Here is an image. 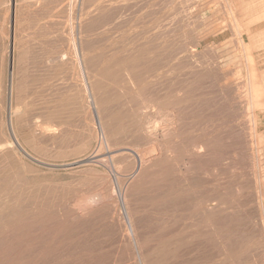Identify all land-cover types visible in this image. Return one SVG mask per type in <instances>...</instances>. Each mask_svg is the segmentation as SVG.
<instances>
[{"label": "rangeland", "instance_id": "rangeland-1", "mask_svg": "<svg viewBox=\"0 0 264 264\" xmlns=\"http://www.w3.org/2000/svg\"><path fill=\"white\" fill-rule=\"evenodd\" d=\"M36 1L0 0V264H264V0Z\"/></svg>", "mask_w": 264, "mask_h": 264}, {"label": "bare ground", "instance_id": "bare-ground-1", "mask_svg": "<svg viewBox=\"0 0 264 264\" xmlns=\"http://www.w3.org/2000/svg\"><path fill=\"white\" fill-rule=\"evenodd\" d=\"M35 1H36V0H35ZM75 1H76V0H75ZM36 2H38V1H36ZM36 2H35V5H36ZM13 3H14V1H13ZM13 3H12V4H13ZM40 3H41V2H40ZM40 3H39V4H40ZM37 4H38V3H37ZM25 5H27V4H25ZM29 5H31V4H29ZM37 6H38V5H37ZM43 6H44V5H43ZM20 7H22V6H20ZM29 7L31 8V6H29ZM29 7H28L29 11H27V14H29L28 12H30V8H29ZM24 8H25V6H24ZM45 8H46V6H45ZM18 9H19V7H18ZM14 10H15V9H14ZM21 10L23 11V12L21 11V13H24V9H21ZM26 10H27V8H26ZM38 10H39L38 13H37V10H35V11H36V14H39L40 10H45V9H41V8L39 7ZM46 11H47V10H46ZM21 13H19V14H21ZM25 13H26V12H25ZM25 13H24V14H25ZM40 13H43V12H40ZM44 13H45V12H44ZM13 14H14V13H13ZM27 14H26V15H27ZM21 15H22V14H21ZM19 16H20V15H19ZM19 16H18V18H19ZM103 17H105V16H103ZM103 17H102V18H103ZM23 18H25V17L23 16ZM13 20H15V19H13ZM21 20H22V18H21ZM18 21H19V20H18ZM14 22H15V21H14ZM255 23H256V22H255ZM254 25H255V24H254ZM14 27H15V26H14ZM13 31H15V29H14ZM14 34H15V33H14ZM17 46H18V45H17ZM12 51H14V50H12ZM18 54H19V53H18ZM64 55H65V54H64ZM13 56H14V55H13ZM12 61H13V60H12ZM17 69H18V68H17ZM121 73L123 74V72H121ZM126 73H127V72H126ZM126 73H125V74H126ZM126 75H127V74H126ZM131 75H132V74H131ZM131 75H130V76H131ZM128 76H129V75H128ZM15 78H16V77H15ZM128 78H129V77H128ZM138 79H139V78H138ZM143 79H144V77H143ZM129 80H130V79H129ZM135 80H136V79H135ZM159 80H160V79H159ZM161 80H162V79H161ZM250 80H252V79H250ZM137 81H138V80H137ZM133 82H134V80H133ZM139 82H140V81H139ZM131 83H132V82H131ZM135 83H136V82H135ZM139 84H140V83H139ZM158 85H159V84H158ZM136 86H137V85H136ZM138 86H139V85H138ZM146 87H147V86H146ZM139 88H140V87H139ZM251 88H252V86H251ZM137 89H138V88H137ZM140 89H141V88H140ZM253 89H254V87H253ZM255 89H256V88H255ZM145 90H146V89H145ZM250 90H251V89H250ZM142 91H144V90H142ZM185 91H186V90H185ZM252 91H253V90H252ZM139 92H140V91H139ZM253 92H254V91H253ZM253 92H252V94H253ZM255 92H256V90H255ZM144 93H145V91H144ZM146 93H147V92H146ZM148 93H149V92H148ZM150 93H151V92H150ZM150 93H149V94H150ZM141 94H142V93H141ZM185 94H186V93H185ZM187 94H188V93H187ZM187 94H186L185 96H188ZM252 94L250 95L251 97H252ZM256 94H257V92H256ZM144 95H145V94H144ZM248 95H249V93H248ZM159 96H160V95H159ZM93 98H94V97H93ZM251 99H252V98H251ZM147 100H149V99H147ZM152 100H153V98H152ZM156 101H157V99H156ZM180 101H181V100H180ZM251 101H253V99H252ZM76 102H77V101H76ZM89 102H90V101H89ZM138 102H139V101H138ZM146 102H147V101H146ZM152 102H153V101H152ZM62 103H63V102H62ZM180 103H181V102H180ZM252 103H253V102H252ZM66 104H67V103H66ZM74 104H75V103H74ZM80 104H81V103H80ZM91 104H92V103H91ZM152 104H153V107H154V106H155L154 103H152ZM140 105H141V104H140ZM70 106H71V105H70ZM74 106H75V105H73V107H74ZM146 106H147V105H146ZM146 106H145V107H146ZM150 106H151V105H150ZM165 106H166V104H165ZM167 106H168V105H167ZM78 107H80V106H77V108H78ZM81 107H82V106H81ZM85 107H86V106H85ZM145 107H144V108H145ZM184 107H185V106H184ZM88 108H89V107H88ZM88 108H87V109H88ZM180 108H181V107H179V109H180ZM81 109H82V108H81ZM87 109H86V110H87ZM91 109H92V108H91ZM149 109H150V108H149ZM175 109H176V111L179 110V109H177V108H175ZM182 109H183V108H182ZM182 109H181V110H182ZM184 109H186V107H185ZM184 109H183V110H184ZM190 109H192V108H190ZM70 110H71V109H70ZM73 110H74V109H73ZM98 110H99V107H98ZM186 110H187V109H186ZM186 110H185V111H186ZM68 111H69V109H68ZM93 111H94V109H93ZM143 111H144V110H143ZM170 111H171V109H170ZM176 111H175V112H176ZM188 111H190V110H188ZM54 112H55V111H54ZM88 112H89V110H88ZM94 112H95V111H94ZM166 112H167V111H166ZM168 112H169V111H168ZM173 112H174V111H173ZM175 112H174V113H175ZM180 112H181V111L179 110V114H180ZM55 113H56V112H55ZM89 113H90V112H89ZM95 113H96V112H95ZM174 113H173V114H174ZM160 114H161V113H160ZM175 114H176V113H175ZM94 115H95V114H94ZM171 115H172V114H171ZM171 115L168 114L167 116H170V120L173 121V119H171V117H172ZM177 115H178V114H177ZM26 116H27V115H26ZM167 116H166V118H167ZM174 116H175V115H174ZM50 117H51V116H49V118H50ZM175 117H176V116H175ZM175 117H174V118H175ZM187 117H188V116H187ZM187 117H186V118H187ZM94 118H95V117H94ZM186 118H185V119H186ZM66 119H67V118H66ZM27 120H30V119L28 118ZM57 120H58V119H57ZM168 120H169V119H168ZM175 120H176V119H175ZM101 121H102V120H101ZM104 121H105V120H104ZM156 121H157V120H156ZM161 121H163L162 123H164V120H161ZM176 121H177V120H176ZM27 122H30V121H26V123H27ZM37 122H38V121H37ZM165 122H166V121H165ZM167 122H168V121H167ZM178 122H179V121H178ZM78 123H79V122H78ZM97 123H98V121H97ZM103 123H104V122H103ZM175 123H177V122H175ZM36 124H37V123H36ZM79 124H81V123H79ZM79 124H78V127H79V130H80V126H79ZM150 124H151V123H150ZM152 124H154V123H152ZM177 124H178V123H177ZM31 125H32V124H31ZM60 125H61V124H60ZM148 125H149V124H148ZM157 125H159V124L157 123ZM157 125H156V126H157ZM162 125H163V124H162ZM168 125L170 126L171 124H168ZM179 125H180V123L178 124L177 127L182 128V127H181L182 125H180V126H179ZM39 126H43V125H39ZM67 126H68V125H67ZM74 126L76 127V124H75ZM150 126H152V125H150ZM150 126L147 127V129H148V131H150L151 134H152V131H153L152 129H153V128H152V127L150 128ZM156 126L153 125V127H156ZM169 126H167V127H169ZM24 127H25V126H24ZM54 127H55V126H54ZM54 127H53V128H54ZM71 127L73 128V126H71ZM75 127H74V128H75ZM78 127H77V128H78ZM81 127H82V124H81ZM144 127H145V124H144ZM167 127H166V125H165V128H166V129H167ZM173 127H175V126H173ZM53 128H51V126H49V125H47L46 127L43 126V129H46V130H50V129H51V130L54 131ZM61 128H63V126H62ZM69 128H70V127H69ZM69 128H66V129L69 130ZM77 128H75V129H77ZM159 128H160V127H159ZM165 128H164V129H165ZM171 128H172V127H171ZM171 128H170V129H171ZM180 128H179L177 131H179ZM55 129H56V127H55ZM75 129H74V130H75ZM147 129H146V130H147ZM156 129H157V127H156ZM161 129H163V128H161ZM168 129H169V128H168ZM176 129H177V128H176ZM60 130L63 131L62 129H60ZM105 130H106V129L104 128V131H105ZM139 130H140V129H139ZM146 130H145V131H146ZM55 131H56V130H55ZM61 131H59V132H61ZM106 131H110V130L108 129V130H106ZM106 131H105V132H106ZM162 131H164L163 133H166L165 130H162ZM162 131H160V132H162ZM166 131H167V130H166ZM171 131H172V130H171ZM65 132H66V131H65ZM65 132H64V133H65ZM68 132H69V131H68ZM68 132H67V133H68ZM70 132H71V131H70ZM74 132H75V131H74ZM83 132H84V131H83ZM105 132H104V133H105ZM141 132H142V131H141ZM153 132H154V131H153ZM41 133H42V132H41ZM46 133H47V132H46ZM154 133H155V132H154ZM168 133H169V132H167V134H168ZM72 134H73V133H72ZM97 134H98V133H97ZM167 134H166V135H167ZM59 135H60V134H59ZM61 135H62V132H61ZM80 135H81V134H80ZM102 135H103V134H102ZM149 135H150V134H149ZM45 136H46V135H45ZM48 136H49V135H48ZM48 136H47V137H48ZM57 136H58V135H57ZM57 136H56V137H57ZM146 136H147V135H146ZM151 136H154V134L151 135ZM164 136H165V134H164ZM175 136H176V135H175ZM56 137H54V139H55ZM50 138H51V135H50ZM99 138H100V137H99ZM105 138H106V137H105ZM145 138H146V137H145ZM153 138H154V137H153ZM176 138H177V136H176ZM52 139H53V138H52ZM100 139H101V138H100ZM100 139H99V140H100ZM155 139H157V137H155ZM155 139H154V141H155ZM174 139H175V137H174ZM99 140H97V141H99ZM102 140H103V139H102ZM151 140H152V138L150 139V141H151ZM8 141H9V140H8ZM108 141H109V140H108ZM152 141H153V140H152ZM152 141H151V142H152ZM154 141H153V142H154ZM99 142H100V141H99ZM99 142H98V143H99ZM105 142H106V141H105ZM3 144H4V143H3ZM7 144H8V143H7ZM7 144H6V145H7ZM107 144H108V143H107ZM112 144H113V143H112ZM151 144H153V145L151 146V148H150L149 150H147V152L145 151V152H144L145 154H144V153H141V154H143V156L140 155V159H139V160H140V162H139L140 165L138 164L139 167H140V169H142L146 164H150V163H152V162H155V161L160 157V154H156V153H155V151H156V145H154V143H151ZM4 145H5V144H4ZM21 145H22V144H21ZM98 145H99V144H98ZM2 146H3V145H2ZM23 146H24V145H23ZM101 149H102V148H101ZM107 149H108V148H107ZM114 149H115V148H114ZM114 149H113V150H114ZM199 149H200V148H199ZM201 149H203V148H201ZM201 149H200V150H201ZM94 150H96V149H94ZM113 150H112V151H113ZM125 150H126V149H124V151H125ZM135 150H136V149H135ZM197 150H198V149H197ZM108 151H109V150H108ZM112 151H111V152H112ZM131 151H132V150H131ZM113 152H116V149H115V151H113ZM137 152H138V151H137ZM100 153H101V152H100ZM133 153H134V152H133ZM103 154H104V153H103ZM112 154H113V153H112ZM112 154H111V155H112ZM134 154H135V153H134ZM136 154H137V153H136ZM105 155H106V154H105ZM98 156H100L99 153L95 155V158H98ZM101 156H103V155H101ZM135 156H136V155H135ZM137 156H139V155H137ZM137 156H136V157H137ZM106 157H107V156H106ZM119 157H120V156H119ZM93 158H94V156H93ZM137 158H138V157H137ZM161 158H162V157H161ZM105 159H106V158H104V159H102V160H105ZM107 159H108V158H107ZM111 159H112V158H111ZM113 159H114V158H113ZM84 160H85V159H84ZM99 160H100V159H99ZM102 160H101V161H102ZM137 160H138V159H137ZM177 160H178V159H177ZM80 161H81V160H80ZM91 161H92V160H91ZM95 161H97V160H95ZM178 161H179V160H178ZM102 162H103V161H102ZM102 162H101V164H102ZM109 162H110V161H109ZM174 162H175V160H174ZM80 163H81V162H80ZM82 163H83V162H82ZM92 163H93V162H92ZM90 164H91V163H90ZM109 164H111V162H110ZM109 164L107 163L106 165H109ZM168 164H169V163H167V165H168ZM95 165H96V164H95ZM85 166H86V165H85ZM87 166H88V165H87ZM101 166H102V165H101ZM104 166H105V165H104ZM66 167H67V166H66ZM72 167H73V166H72ZM76 167H77V166H76ZM139 167H138V168H139ZM91 168H92V167H91ZM106 168H107V167H106ZM109 168L111 169V167H109ZM112 168H113V167H112ZM136 168H137V167H136ZM155 168H156V167H155ZM166 168H167V167H166ZM168 168H169V167H168ZM83 169H84V168H83ZM102 169H103V168H102ZM110 169H109V170H110ZM133 169H134V168H133ZM160 169H161V168H160ZM164 169H165V168H164ZM81 170H82V169H81ZM84 170H85V169H84ZM111 170H112V169H111ZM135 170H136V169H135ZM138 170H139V169H138ZM138 170H137V171H138ZM151 170H152V169H151ZM157 170H158V169H157ZM78 171H79V170H78ZM103 171H104V170H103ZM133 171H134V170H133ZM75 172H76V171H75ZM80 172H82V171H80ZM84 172H85V171H84ZM84 172H83V173H84ZM89 172H90V171H89ZM95 172H96V171H95ZM109 172L111 173V171H109ZM115 172H116V171H115ZM97 173H98V172H97ZM133 173L135 174V172H133ZM136 173H137V172H136ZM77 174H78V173H77ZM88 174H89V173H88ZM99 174H100V173H99ZM89 175H90V174H89ZM91 176H92V175H91ZM114 177H115V176H114ZM95 178H96V177H95ZM95 178H94V179H95ZM104 178H105V177H104ZM108 178H109V177H108ZM132 178H133V177H132ZM112 179H113V178H112ZM97 180L99 181L98 178H97ZM105 181H106V180H105ZM107 181H108V180H107ZM110 181H111V180L108 181V182H109L108 184H110ZM115 181H116V180H115ZM120 183H121V182H120ZM126 183H128V182H126ZM105 184H106V183H105ZM112 184H113V183H112ZM124 185H125V184H124ZM98 186H99V185H98ZM109 186H110V185H109ZM106 188H107V187H106ZM110 188H111V186H110ZM114 188H115V186H114ZM114 188H113V189H114ZM111 189H112V188H111ZM123 190H124V189H123ZM123 190H122V191H123ZM114 191H115V190H114ZM97 193H98V191H97ZM105 193L108 194L107 191H105ZM123 194H125V193H123ZM130 194H131V193H129V195H130ZM95 195H96V194L93 193V195H92L90 198H84L83 200H81V201L77 204V206H79V207H78V208H79L78 211L80 210V208L83 209L84 211H90L94 206H96V204L102 202V201H101V200H102V197H101V198H100V197H99V198H98V197L96 198ZM112 195H118V194H112ZM137 195H138V194H137ZM125 196H126V194H125ZM134 196H135V195H134ZM109 197H110V196H109ZM117 197H118V196H117ZM122 197H123V196H122ZM132 197H133V196H131V198H132ZM134 198H135V197H134ZM109 199H110V198H109ZM137 199H138V198H137ZM122 200H123V199H122ZM127 200H129V199H127ZM110 201H112V200H110ZM114 201H116V200H114ZM129 201H130V200H129ZM116 202H117V201H116ZM116 202H115V203H116ZM190 203H191V202H190ZM122 204H123V203H122ZM129 204H130V203H129ZM139 204H140V202H139ZM145 204H146V203H145ZM181 204H182V203H181ZM112 205H113V204H112ZM116 205H117V204H116ZM127 205H128V204H127ZM136 205H137V204H136ZM168 205L170 206V204H168ZM171 205H173V204H171ZM178 205H180V203H178ZM182 205H183V204H182ZM190 205L193 206L192 204H190ZM77 206H76V207H77ZM132 206H133V205H132ZM129 207H130V206H129ZM137 207H138V206H137ZM140 207H143V205L140 206ZM147 207H148V206H147ZM166 207H168V206H166ZM171 207L173 208V206H171ZM171 207H168V208H171ZM174 207H176V206L174 205ZM179 207H180V206H179ZM101 208H102V207H101ZM138 208H139V207H138ZM138 208H137V209H138ZM153 208H154V207H153ZM180 208L182 209L183 207L181 206ZM130 209H131V208H130ZM132 209H133V208H132ZM174 209H175V208H174ZM174 209H172V211L170 210V212H173V213H174V212L176 211V209H175V210H174ZM115 210H116V209H115ZM154 210H155V209H154ZM168 210H169V209H168ZM173 210H174V211H173ZM178 210H180V209H178ZM92 211H94V210H92ZM118 211H120V210H117V212H118ZM130 211H131V210H130ZM133 211H134V209H133ZM135 211H137V210H135ZM139 211H141V210H139ZM139 211H138V212H139ZM142 211H143V210H142ZM145 211H146V210H145ZM157 211H159V210L157 209ZM79 212H80V211H79ZM112 212H114V211H112ZM112 212H111V213H112ZM121 212H122V211H121ZM123 212H124V211H123ZM125 212H126V211H125ZM146 212H147V211H146ZM155 212H156V210H155ZM82 213H83V211L81 212V214H82ZM84 213H86V212H84ZM87 213H88V212H87ZM106 213H107V212H106ZM108 213H109V212H108ZM148 213H152V212L149 211ZM153 213H154V211H153ZM77 214H80V213L77 212ZM112 214H113V213H112ZM122 214H123V213H122ZM132 214H133V213H132ZM132 214L129 215V216H130V217H131V216L133 217ZM142 214H147V213H142ZM82 215H83V214H82ZM116 215H119V214H116ZM147 215L149 216V214H147ZM147 215H145V216H146V217H145V218H146V221H148V220H147V217H148ZM152 215H153V214H152ZM154 215H157V214H154ZM97 216H98V215H97ZM114 216H115V215H114ZM121 216H122V215H121ZM123 216H124V215H123ZM125 216H126V215H125ZM139 216H141V214H139ZM90 217H91V216H90ZM115 217H116V216H115ZM142 217H143V216H141V217L139 218V220H138V216L136 217L137 220H138V222L140 221V219H141ZM117 218H118V216H117ZM121 218H122V217H121ZM126 218H128V217H126ZM126 218H125V219H126ZM143 218H144V217H143ZM145 218H144V220H145ZM150 218L153 219L152 216H150ZM150 218H149V219H150ZM154 218H155V216H154ZM176 218H177V217H176ZM111 219H112V218H111ZM132 219H135V218H132ZM132 219L130 220V226H131V228H132V232H133V231L136 230V229H135V230L133 229V228H135L134 226H137V224L139 225V223L135 224L134 222H136V221H133V222H132ZM102 220H103V218H102ZM118 220H119V219H118ZM120 220H122V219H120ZM135 220H136V219H135ZM144 220L142 219V221H144ZM154 220H155V219H154ZM111 221H112V220H111ZM122 221H123V220H122ZM125 221H126V220H125ZM125 221H124V222H125ZM155 221H156V220H155ZM157 221H158V220H157ZM191 221H192V220H191ZM108 222H110V221L107 220L106 223H108ZM113 222H114V220H113ZM115 222H116V221H115ZM128 222H129V220H128ZM151 222H152V220L150 221V223H151ZM141 223H143V222H141ZM141 223H140V224H141ZM148 223H149V222H148ZM190 223H191V222H190ZM192 223H193V222H192ZM205 223H206V222H205ZM116 224H117V223H116ZM118 224H120V223H118ZM121 224H122V223H121ZM127 224H128V223H127ZM134 224H135V225H134ZM158 224H161V223L158 221ZM124 225H125V223H124ZM124 225L122 224L121 227H123ZM143 225H145V224H142V226H143ZM147 225H148V224H147ZM166 225H167V224H166ZM168 225H169V224H168ZM168 225H167V226H168ZM206 225H207V224H206ZM125 226H126V225H125ZM142 226H141V227H142ZM152 226L155 227L156 225H155V226H154V225H151L150 228H152ZM161 226H162V225H161ZM185 226H186V225H185ZM106 227H109V225L106 226ZM141 227H140V228H141ZM144 227H145V226H143V228H144ZM159 227H160V225H159ZM110 228H113V227H110ZM115 228H117V227L115 226ZM123 228H124V227H123ZM126 228H127V226H126ZM138 228H139V227H138ZM145 228H146V227H145ZM147 228H148V227H147ZM157 228H158V227H157ZM190 228H191V227H190ZM192 228H193V227H192ZM135 232H136V231H135ZM136 234H137V233H136ZM132 235H133V234H132ZM137 237H138V236H137ZM137 237H136V239H137ZM139 237H141V236H139ZM134 238H135V237H134ZM132 239H133V238H131V240H132ZM136 239H135V240H136ZM140 239H141V238H139L138 240H140ZM138 240H136V241H138ZM142 245H143V244H142ZM191 245H192V244H191ZM187 246H188V245H187ZM189 246H190V245H189ZM139 247H141V246H139ZM142 247H143V246H142ZM142 247H141V248H142ZM190 247H191V246H190ZM192 247H193V246H192ZM192 247H191V248H192ZM185 248H186V247H185ZM185 248H184V249H185ZM191 248H190V249H191ZM192 249H193V248H192ZM143 250H144V249H143ZM145 250H146V249H145ZM186 250H187V252H189L188 249H185V250H183V251H186ZM194 250H195V247H194ZM158 251H159V250H158ZM192 251H193V250H192ZM150 252H151V251H150ZM193 252H194V251H193ZM183 253H185V252H183ZM183 253H182V256L185 255V254H183ZM160 254H161V253H160ZM186 254H187V253H186ZM188 254H189V253H188ZM188 254H187V255H188ZM190 254H191V253H190ZM192 254H193V253H192ZM149 255H150V254H149ZM151 255H152V254H151ZM159 256H160V255H159ZM185 256H186V255H185ZM188 256H190V255H188ZM191 256H192V255H191ZM161 257H162V256H161ZM186 257H187V256H186ZM189 258H190V257H189ZM151 259H152V257H151ZM159 259H161V258H159ZM152 260H153V259H152ZM152 263H155V262L153 261Z\"/></svg>", "mask_w": 264, "mask_h": 264}]
</instances>
